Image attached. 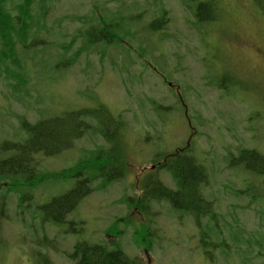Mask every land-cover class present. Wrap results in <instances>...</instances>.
<instances>
[{
    "label": "rangeland",
    "instance_id": "obj_1",
    "mask_svg": "<svg viewBox=\"0 0 264 264\" xmlns=\"http://www.w3.org/2000/svg\"><path fill=\"white\" fill-rule=\"evenodd\" d=\"M105 1L111 8L121 3ZM163 1L170 20L156 32L145 28L154 10L147 2L136 5L144 19L131 46H90L85 51L77 48L80 40L73 44L71 39L78 21L60 28L53 24L59 32L48 41L62 44L66 58L73 52L78 56L65 71L53 72L50 68L58 62L53 55L61 50L41 54V66H32L39 71L29 91L32 98L12 95L0 81V146L27 137L23 116L35 122L103 103L127 123L122 134L128 161L123 178L84 198L62 225L44 222L41 206L73 187L75 178L42 176L33 191L24 185L10 190L1 182L0 209L6 205L8 218L3 222L0 264H43L39 251L54 264H72L67 253L83 240L119 244L145 264H264V202L238 195L251 175L229 163L231 154L243 147L264 154V9L256 0H217V10L206 11L216 19L198 26L183 0L151 3L160 6ZM56 4L54 21L87 10L86 0ZM188 143L209 168L211 181L204 191L216 202L221 234L230 248L224 255L220 249L218 256L214 252V262L204 257L191 215L177 212L167 200L152 201L142 212L136 201L142 178L155 169L154 163ZM101 144L107 142L99 133L88 135L58 156L39 157L41 169L60 173L81 153ZM11 153L3 152L0 158ZM159 174L176 188L165 170ZM45 236L48 246L40 245ZM222 237L214 240L221 242Z\"/></svg>",
    "mask_w": 264,
    "mask_h": 264
},
{
    "label": "trees",
    "instance_id": "obj_2",
    "mask_svg": "<svg viewBox=\"0 0 264 264\" xmlns=\"http://www.w3.org/2000/svg\"><path fill=\"white\" fill-rule=\"evenodd\" d=\"M57 2L58 0H0V81L14 96L24 99L33 97L29 91L39 71L32 66L40 67V63L45 60L43 56L40 57L41 54L47 53L51 48L61 50L53 55L58 62L52 65L51 71H65L66 67L76 62L77 53L73 52L71 57L66 58L68 50L63 49L62 44L48 41L59 32L64 22L69 24L71 20L78 21L71 35L72 43L80 40L77 48L82 46L86 51L90 46L91 49L98 46H131V40L137 36L140 31L138 27L144 19V14L136 5L144 2L155 12L153 20L145 25L146 29L161 31L170 20L164 1L159 6L156 2L151 3V0H131L134 5L129 6L126 0H121L120 5L111 8L105 0H86L87 10L84 15L74 14L72 18L60 16L54 21L51 16ZM183 2L198 26L210 24L216 19V16H207L206 11L217 10V0ZM256 2L264 9V0ZM53 24H58L59 28ZM65 59L67 62L64 68L59 63ZM21 121L27 137L20 142L6 141L0 146V154L12 152L0 158V184L4 182L10 190L24 185L33 191L41 184L42 176H46V180L75 178L73 187L41 206L40 213L44 222L56 225L66 223L68 215L84 198L126 175L128 161L123 154L125 143L122 132L127 123L121 114L113 113L103 103L65 110L35 122L23 116ZM95 133H99L107 144L97 145L81 153L75 164L60 173L41 169L39 157L58 156L74 148L77 140ZM158 160L160 161L154 163L155 169L142 178L137 205L144 212L150 209L152 201L167 200L177 212L191 215L200 233L199 242L204 257L212 262L216 261L214 252L218 256L217 250L220 249L224 255L230 248L221 234L216 202L208 198L204 191L211 181L209 168L196 156L190 143L171 154L162 155ZM229 163L231 167H239L251 175L245 187L237 191L238 195L264 202V154L256 148L243 147L237 155L231 154ZM163 170L169 174L167 180H172L176 188L162 180L159 173ZM31 197L32 194L29 198ZM20 199L22 202L23 198ZM7 218V207L2 204L0 248L5 243L3 222ZM220 236L221 242L214 240H218ZM48 242L46 236L42 237L40 245L48 246ZM38 256L43 264H54L44 252L39 251ZM67 257L72 264H145L141 257L128 255L119 244L109 246L86 240L77 241Z\"/></svg>",
    "mask_w": 264,
    "mask_h": 264
}]
</instances>
